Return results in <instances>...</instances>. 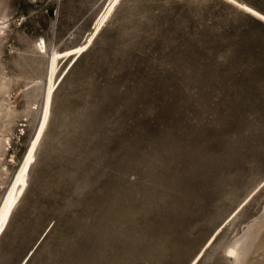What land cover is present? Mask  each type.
<instances>
[{
  "label": "rangeland",
  "instance_id": "obj_1",
  "mask_svg": "<svg viewBox=\"0 0 264 264\" xmlns=\"http://www.w3.org/2000/svg\"><path fill=\"white\" fill-rule=\"evenodd\" d=\"M0 82V264H231L264 218V0H0Z\"/></svg>",
  "mask_w": 264,
  "mask_h": 264
},
{
  "label": "bare ground",
  "instance_id": "obj_2",
  "mask_svg": "<svg viewBox=\"0 0 264 264\" xmlns=\"http://www.w3.org/2000/svg\"><path fill=\"white\" fill-rule=\"evenodd\" d=\"M40 81H41L40 76L34 77L29 82V85L31 83L39 84ZM36 86L38 87V85H36ZM39 87H40V85H39ZM0 92L3 93L2 89H1ZM4 102H5V100H4L3 96L0 94V104H2ZM3 105H1V106H3ZM263 216L264 215H262V218H263ZM256 219H257V217H256ZM263 219L261 221L258 220V221H260V223L257 222V220L254 219L255 220L254 221L255 223L253 222L254 225L253 224L249 225L248 228L244 231V233L233 242V244L231 245V247L229 249V252L233 255V261H232L231 264H244V260L246 259V257H248L250 255V253L252 251L253 244L256 245V243H255L256 241H260V240L262 241V239L264 237L263 236V232H262V230H264V221H263ZM262 242H263V244L261 243L262 244L261 246L259 244L258 245L260 246V249L262 248V250L264 251V239H263ZM256 255H257V252H256ZM251 257H252V255H251ZM249 259H251V258H249ZM246 264H256V262L252 261V262H248Z\"/></svg>",
  "mask_w": 264,
  "mask_h": 264
}]
</instances>
